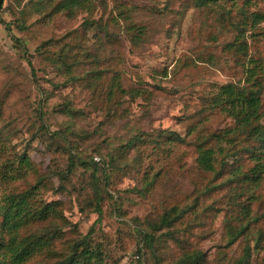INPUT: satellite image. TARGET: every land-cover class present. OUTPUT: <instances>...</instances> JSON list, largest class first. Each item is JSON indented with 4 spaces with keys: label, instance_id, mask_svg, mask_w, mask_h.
<instances>
[{
    "label": "rangeland",
    "instance_id": "rangeland-1",
    "mask_svg": "<svg viewBox=\"0 0 264 264\" xmlns=\"http://www.w3.org/2000/svg\"><path fill=\"white\" fill-rule=\"evenodd\" d=\"M182 1L99 0L88 14L53 13L50 6L38 11L28 7V0H4L0 19L8 27L0 24V177L6 165L22 154L28 156L46 182L59 189L46 199L63 202L66 217L82 235L93 227L107 253L106 264H156L142 233L149 230L147 222L157 223L173 207L183 211L177 226L191 223L186 236L180 237L189 249L168 240L159 250L164 252L161 264H173L195 248L205 254L203 264H237L244 246L254 248L256 241L263 248L251 262L262 264L264 181L255 191L257 200L243 196L236 206L230 197L234 183L226 182L229 166L219 175L201 171L193 140L233 124L218 110L206 109L205 100L221 85L244 86L243 63L248 66L249 59L264 62V23L253 37L248 33V56L241 57L226 50L235 30L217 21V9L192 8L179 14ZM251 4L264 13V0ZM19 19L28 25L26 31L19 28ZM130 24L146 27L138 46L127 34ZM100 25H107L111 37L96 31ZM13 37L21 39L23 47H17ZM60 54L66 64L58 60ZM115 71L122 72L126 91L142 88L149 97L115 93L109 100ZM93 82L102 88L94 92L88 86ZM262 98L264 102V90ZM67 104L78 113L68 114ZM194 127L197 134L189 136ZM162 131L177 133L185 142L161 144ZM134 136L135 149H124ZM71 155L91 168L77 165L68 174ZM227 161L245 169L252 164L243 153ZM33 176L16 182L15 189L26 188ZM94 183L103 197L101 216L87 205L98 198ZM249 204L258 222L245 238L230 244L232 218H240L241 206Z\"/></svg>",
    "mask_w": 264,
    "mask_h": 264
},
{
    "label": "trees",
    "instance_id": "trees-1",
    "mask_svg": "<svg viewBox=\"0 0 264 264\" xmlns=\"http://www.w3.org/2000/svg\"><path fill=\"white\" fill-rule=\"evenodd\" d=\"M98 1L28 0V7L39 11L50 6L53 13L65 11L72 13L81 10L92 14ZM182 3L184 4L182 9L178 11L179 14H185L192 8L200 11L217 9L220 16L218 18L215 16V19L217 18V21L222 25L229 24L235 30L232 41L225 45L226 50L241 57L248 56V33L253 37L257 27L264 23V13L252 9V0H243L242 5L239 4V0H185ZM23 15H25V11L22 12V17ZM127 18L129 17L127 16ZM93 23L94 20L87 24L92 26ZM0 24L8 27L2 19H0ZM18 26L22 31L28 29V25L21 19H19ZM96 31L105 33V37H111L107 25H100ZM127 34L130 42L134 46H138L144 42L147 34L146 27L130 24L127 28ZM12 39L15 40L17 47H23L24 44L21 39L16 37ZM32 59L29 61L30 64ZM58 60L62 64H66L63 54H60ZM243 66L246 74L244 86L241 87L234 83L221 85L216 88L210 98L205 100L206 109L218 110L220 115L231 119L233 124L223 130H215L207 133V135H200L193 140L197 153L196 163L201 171L219 175L223 169L229 166L226 171L228 172L226 182L234 183L230 197L233 198L236 206L243 196L257 200L259 197L255 191L264 181V102L262 98L264 62L259 59H249L248 66H245V63ZM105 71L107 70L105 69ZM120 72L115 71L111 78L107 92L109 100L114 98L115 93L130 94L133 97H149V91L142 88L126 91L122 85V72ZM91 74L95 81L100 80L99 74L95 71ZM71 77L74 81L78 80L73 75ZM88 86L94 92L102 88L98 82L90 83ZM65 110L71 116L78 113L68 104ZM197 131V127L190 128L188 135L197 134ZM73 134L76 133L73 132ZM159 134L162 136L161 144L185 142V139L177 133L169 132L168 134L166 131H162ZM53 136L64 139L58 133H54ZM152 140L154 141V139ZM137 141L136 136L130 138L124 149H135ZM64 142L67 143V139H64ZM154 142L155 146H161L160 141ZM222 143H226V146H223ZM241 153L252 161L250 168L245 169L244 165L240 163L230 164L227 161L231 157L241 155ZM77 154L79 153L77 152ZM112 159L110 158V161ZM77 165H82L86 169L91 168V165L84 162L81 157L71 155L68 174H72ZM111 167L120 169L113 163ZM31 173L34 176L28 186L16 190L15 183L25 181ZM92 178L95 180L94 174ZM108 178L106 176V179ZM2 181L5 183L1 184ZM5 184H8L7 188L3 187ZM10 184L12 185L11 188L9 187ZM94 186L98 198L94 203L87 202L89 203L87 205L94 206V212L101 216L103 197L99 185L94 183ZM57 190H54V187L46 182L45 177L38 173L32 160L25 154L20 155L15 163L5 166V174L0 177V264H106L107 253L101 243L96 240L93 227L87 234L82 235L77 225L66 217L64 203L46 199L49 192H56ZM79 207L82 212L85 211L84 203L81 202ZM251 207L250 204L245 205V207L241 206L238 213L240 218H232L235 220V224L229 227L230 244L240 238H245L251 227L258 222V218L254 215ZM182 216L183 211L173 207L171 210L165 211L157 223L147 222L149 230L142 233V240L146 247L151 250L156 264H161L164 252H159V250L168 240L181 245L180 248H186L182 246L186 243V239L180 237L186 236L188 226L191 223L188 222L185 225L181 223L180 226H177ZM140 228L144 229L145 227L140 226ZM262 248L263 245L258 241H256L254 248L247 244L244 246L242 256L238 259L237 264H252L253 254L259 255ZM135 258L134 262L139 263ZM205 261V254L195 248L191 251L186 250L173 264H203ZM262 264H264V257Z\"/></svg>",
    "mask_w": 264,
    "mask_h": 264
},
{
    "label": "water",
    "instance_id": "water-1",
    "mask_svg": "<svg viewBox=\"0 0 264 264\" xmlns=\"http://www.w3.org/2000/svg\"><path fill=\"white\" fill-rule=\"evenodd\" d=\"M3 3H4V0H0V14H1V11H2Z\"/></svg>",
    "mask_w": 264,
    "mask_h": 264
}]
</instances>
